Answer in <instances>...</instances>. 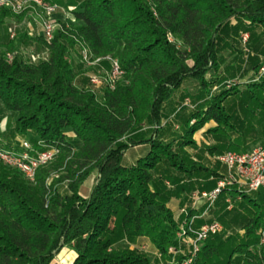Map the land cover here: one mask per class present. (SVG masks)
I'll return each instance as SVG.
<instances>
[{
    "label": "trees",
    "instance_id": "obj_1",
    "mask_svg": "<svg viewBox=\"0 0 264 264\" xmlns=\"http://www.w3.org/2000/svg\"><path fill=\"white\" fill-rule=\"evenodd\" d=\"M82 2L83 8L72 13L77 24L58 30L46 44V61L0 57V122L7 113L17 114L15 133L33 134L37 149L39 141L58 149L55 163L63 173L49 184L54 170L41 168L29 184L18 169L0 170V264H52L64 248L75 254L72 264H151L136 251H114L117 234L131 242L146 238L167 259L179 242L169 201L176 193H191L194 179L220 178L182 155L186 147H197L193 136L214 122L208 130L217 142L207 148L211 154L244 150L255 136H264V80L245 91L224 87L213 93L216 81L207 77L220 69L218 44L227 22L239 18L243 27L260 26L264 34V0ZM13 16L1 11L0 25ZM68 43L118 60L125 75L114 90L106 89L104 102L77 85L66 60ZM14 45L10 41V52ZM188 79L199 84L192 96L199 105L167 141L162 137L165 104ZM147 124L150 134L144 131ZM70 132L82 144L78 150ZM140 145L148 152L127 165V152ZM95 170L98 181L84 198L81 187ZM64 181L70 194L60 193ZM165 181L176 191H167ZM230 192L242 195L248 214L238 221L245 234L239 241L212 236L195 264H264V198Z\"/></svg>",
    "mask_w": 264,
    "mask_h": 264
},
{
    "label": "rangeland",
    "instance_id": "obj_2",
    "mask_svg": "<svg viewBox=\"0 0 264 264\" xmlns=\"http://www.w3.org/2000/svg\"><path fill=\"white\" fill-rule=\"evenodd\" d=\"M41 1H43L46 6L51 8L50 12L45 6L33 2L32 0H0V12L4 9H8L12 15L16 16L15 18L7 19L3 25H0V57L7 53L10 60H12V58L16 55L25 62L39 64L40 62L48 59L49 49L46 44H50L53 41L56 32L58 30L64 31L71 29L77 24L72 13L83 8L82 0ZM18 5H20V7ZM15 6H18L17 9ZM43 22L51 23L54 26L53 37L51 40H48L45 37ZM245 24H248V26L243 27L244 22L242 23L239 18H234L227 22V25L224 27V32H222L223 37L221 38V42L218 44V62L221 64L220 69L216 71V73L211 72L207 76L208 80L216 81L212 87L213 93L221 91L224 87H226V89L238 87L239 90L245 91L249 85L261 83L264 80L263 29L260 26L253 27L249 26V23ZM226 31L227 33H225ZM13 35L14 37H12ZM24 35L25 37L23 41L20 42L19 38ZM38 39H42L45 44ZM169 39L171 42L178 45L182 50L185 49L182 41L178 40L176 37L169 35ZM10 41H14L15 43V49L13 52H10L8 49ZM68 44L69 46L66 60L77 75V85L93 91L96 94L98 101L104 102V93L106 89L114 90L125 75V72L121 68L118 60L111 57H97L93 55L87 47L81 46L80 44ZM116 65L120 68V73L117 74V77L113 74L115 73L114 71ZM114 80L115 83H113ZM196 88V81L187 80L183 83L179 91L186 89L190 93H194ZM179 91L175 94L180 97ZM262 94L264 97V91ZM167 104L168 102L164 107L162 127L163 131H166V134L170 137L171 135H174L173 139H175V135L183 130L184 122L187 120L190 113L196 110L199 104H197V102H195L190 95L185 96L182 100L176 101L175 105L170 104L169 108H167ZM239 109L240 108H238V110ZM17 119V114L7 113V116H5L0 122V148L8 153L13 152L16 154L23 151L22 144L24 142H28L32 146V156L34 157H36L39 153L48 151L49 149L47 145H45L42 141L38 142V145L41 148L37 149L33 146L30 139H38L37 137L34 138L33 134H30L29 136H21L15 133ZM194 122L195 121L191 124ZM150 128V125L147 124L144 126V131H148L150 134ZM200 131L193 136V140L196 142L197 147H186L182 151V155L189 157L192 162L201 163L205 167L216 171L220 175V178H215L216 186L213 190L218 189L221 183H225L226 186L223 189L221 188V193L219 194L217 200L211 205L205 200L195 198L193 195L197 192L192 191L188 194L189 205H191L194 209L202 210V213L198 215H190L187 207L184 206L181 209L176 208V216H183L181 219L175 218L179 225V242L177 248H170L168 250L167 256H169V258L167 259L164 258L160 252H158L148 239L141 238L137 242H131L120 236V234H117L115 237L116 243L113 247L114 251L121 252L126 249L136 251L147 257L151 264H190L192 255L194 256V260H196L203 245L212 236H220L223 241H227L231 239V237L237 241L242 239L245 234L243 229L244 224L242 225L243 221L239 222L238 219L241 220L242 216H245L248 213H246L242 195L238 193L235 194L230 191L234 189L233 186L238 183H242L243 181L235 174V171H231L228 168V166L221 160V157L229 153L242 155L251 152L256 148L262 147L264 146V136H255V138L250 140L244 150H229L218 154H211L207 148L216 145L217 142L215 137L212 136V134H207L206 132L200 134ZM70 135L74 134L70 132L69 137L72 140V145L75 150H78L82 144L75 139V135ZM173 139L170 141H173ZM197 141H199L201 145L200 147L197 144ZM58 155L59 151L57 155H54L51 161H48L43 165H39L35 170L33 180L23 173L22 175L24 180L29 184H34L37 178V172L41 168H45L46 171L54 170L51 178L48 180L49 184L53 183V180L62 177L63 173H59L57 171L59 162L55 163ZM2 169L16 170L18 167L11 161L0 158V170ZM233 180H236V182H233ZM97 181L98 174L95 170L83 183L81 187V196L88 198L92 191V187L97 183ZM231 183L233 185H231ZM68 185L69 181H64L59 187L60 193L63 195L70 194ZM164 185L167 191L172 192L177 189L176 185L172 182L165 181ZM225 191H228V193L224 194L226 196L222 195ZM231 193L236 195V197L232 198ZM245 193L248 194L247 192ZM200 219L205 220L203 226L217 223L221 226L222 231L216 233L215 235H210L205 241L195 244L194 241L203 227H196L197 221ZM67 250L70 249L64 248L61 253L57 255L52 264H65L66 256L68 255ZM179 256L183 258L181 262L178 259ZM191 264H195L194 261L191 262Z\"/></svg>",
    "mask_w": 264,
    "mask_h": 264
},
{
    "label": "built area",
    "instance_id": "obj_3",
    "mask_svg": "<svg viewBox=\"0 0 264 264\" xmlns=\"http://www.w3.org/2000/svg\"><path fill=\"white\" fill-rule=\"evenodd\" d=\"M38 4H42L46 7V9L50 12L51 8L46 6L41 0H32ZM20 7V5H18ZM18 6H15L16 9ZM45 37L48 40H51L53 37L54 26L51 23L43 22ZM14 37V35L12 36ZM86 51V50H85ZM87 52V51H86ZM119 66H115V73H113L116 77L119 72ZM115 83V80L114 82ZM48 151L39 153L36 157L33 155V149L30 143L24 142L22 144V150L20 153L14 154L13 152H6L2 148H0V158L7 159L11 161L18 169L24 173L27 177L33 180V176L36 168L39 165H43L48 161H51L54 155H57L58 150L55 148H48ZM221 160L228 166V168L232 171H235V174L240 177L243 181V185L246 188L247 193H259L262 192L264 194V146L256 148L255 150L248 152L246 154H236L229 153L223 157ZM233 182H236V180ZM230 184V183H228ZM231 185H233L231 183ZM226 186L225 183H221L219 188L213 191H204L201 193H195L193 196L200 200H205L211 205L217 200L219 194L221 193V188L223 189ZM202 230L198 233L197 238L195 239V244L201 241L207 240L210 235H215L216 233L222 231V228L217 223H212L210 225H205L201 228ZM264 242V239H263ZM195 263L194 256L192 255L190 259L191 262ZM187 264V263H186Z\"/></svg>",
    "mask_w": 264,
    "mask_h": 264
},
{
    "label": "crops",
    "instance_id": "obj_4",
    "mask_svg": "<svg viewBox=\"0 0 264 264\" xmlns=\"http://www.w3.org/2000/svg\"><path fill=\"white\" fill-rule=\"evenodd\" d=\"M188 80H193V79H188ZM187 81V80H186ZM195 81V80H193ZM180 90V89H179ZM178 90V91H179ZM199 90V84L197 82V88L194 91V93H190L188 90L183 89L180 92V97L179 95H174L173 98L168 102L167 104V108H169L170 104L175 105L176 101L182 100V98H185V96L190 95L191 97L196 95V93ZM177 91V92H178ZM176 96V97H175ZM171 102V103H170ZM7 116V114H6ZM216 127V124L214 122H211L209 124H207L205 126L204 129H202L200 131V134L203 132H206L207 134L211 135V133L208 132L209 129H212ZM70 136H74V135H70ZM213 136V135H212ZM162 137L167 140L170 141L171 139L174 138V135H171V137L166 134V131L163 132ZM197 144L199 145V147L201 146L199 141H197ZM148 152V147L146 145H140L137 147L132 148L131 150H129L125 156V163L127 165H131L137 162V160L139 158H141L142 156L146 155V153ZM194 188L192 191H196V192H204V191H211L215 188L216 186V179L214 177H211L209 180H205V179H201V178H197L194 179L192 182ZM234 189L238 190V191H242V192H246V188L244 187L243 183H238L235 186H233ZM191 191V192H192ZM188 192H183V193H176L175 196L170 200V202L168 203V207L173 211L175 218H182L183 216H176V208H182V207H187L189 210H194L196 212V214L198 215L202 210H198V209H194L193 207H191V205H189V196H188ZM249 195L254 196V198H264V194L262 192L259 193H249ZM205 222V220H199L197 221L196 227L200 228L201 226H203V223ZM67 256H66V263L65 264H72L74 259H75V254L73 253V251L71 250H67Z\"/></svg>",
    "mask_w": 264,
    "mask_h": 264
}]
</instances>
